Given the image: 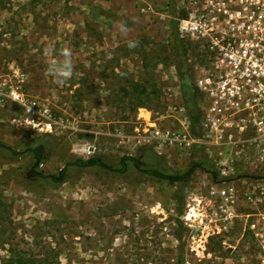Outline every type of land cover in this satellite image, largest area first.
Returning <instances> with one entry per match:
<instances>
[{
  "label": "rangeland",
  "instance_id": "1",
  "mask_svg": "<svg viewBox=\"0 0 264 264\" xmlns=\"http://www.w3.org/2000/svg\"><path fill=\"white\" fill-rule=\"evenodd\" d=\"M190 8L187 0H0V199L8 209L0 264L11 250L28 264H261L242 211L219 210L208 195L222 181L206 148L171 140L188 122L198 136L173 48ZM183 40L194 55L196 43ZM64 49L68 78L49 71ZM140 97L147 103L137 107ZM125 156L142 169L127 160L119 171ZM90 157L109 167L74 164ZM66 166L63 181L50 178ZM192 167L185 182L145 171Z\"/></svg>",
  "mask_w": 264,
  "mask_h": 264
},
{
  "label": "built area",
  "instance_id": "2",
  "mask_svg": "<svg viewBox=\"0 0 264 264\" xmlns=\"http://www.w3.org/2000/svg\"><path fill=\"white\" fill-rule=\"evenodd\" d=\"M187 1L191 8L179 19V36L196 43L188 61L203 124L197 137L188 122L171 140L206 148L222 181L208 195L219 200V210L234 217L242 211L244 231L264 264V0Z\"/></svg>",
  "mask_w": 264,
  "mask_h": 264
},
{
  "label": "trees",
  "instance_id": "3",
  "mask_svg": "<svg viewBox=\"0 0 264 264\" xmlns=\"http://www.w3.org/2000/svg\"><path fill=\"white\" fill-rule=\"evenodd\" d=\"M177 23V22H175ZM189 42H186L185 40L181 39L178 35V32L174 33V58L175 63L178 69L179 73V79L181 83V89L183 93V99L185 102V106L188 112V115L190 117L191 122V128L194 134L199 135L202 129L203 124V117H202V107L200 103L199 96L196 92V89L194 87V75H193V68L191 63L188 61V49H189ZM142 93H145L146 90H141ZM149 100V99H148ZM147 103V100L145 98L140 97L136 106H144ZM199 146V144H196ZM43 151V144L38 145L35 148V152L37 156H40ZM132 160L134 166L138 169H142L141 162L134 157H123L121 161V167L119 168V171L124 172L126 168L128 167V161ZM74 164L79 166H94L99 165L102 167H109L102 158L100 157H90L85 160H77L74 162ZM198 166H202L203 168H207V163L200 161L195 163ZM70 164H67V166ZM67 166L61 170L59 175L51 174L49 175L50 178L55 182H61L65 179V174L67 171ZM194 168H189L185 173L183 174H170L163 172L161 170L155 169V168H147L145 171L159 179H165L172 182H185L187 178L190 176V174L193 172ZM176 201L178 203L177 211L181 213L182 211V205L184 201V197L182 194H180L178 197H176ZM8 219V209L6 204L0 199V226L1 224L5 223ZM178 240L181 241L182 239V232L184 229L182 221L178 220ZM0 242H3L1 240ZM5 264H28V260L26 257L19 255L16 251L11 250L10 255L5 259Z\"/></svg>",
  "mask_w": 264,
  "mask_h": 264
},
{
  "label": "clouds",
  "instance_id": "4",
  "mask_svg": "<svg viewBox=\"0 0 264 264\" xmlns=\"http://www.w3.org/2000/svg\"><path fill=\"white\" fill-rule=\"evenodd\" d=\"M63 56L65 59L61 63L50 65L49 71L53 74L68 78L72 74V64L68 49L63 50Z\"/></svg>",
  "mask_w": 264,
  "mask_h": 264
},
{
  "label": "bare ground",
  "instance_id": "5",
  "mask_svg": "<svg viewBox=\"0 0 264 264\" xmlns=\"http://www.w3.org/2000/svg\"><path fill=\"white\" fill-rule=\"evenodd\" d=\"M145 115H146V117H148L149 116V113L147 112Z\"/></svg>",
  "mask_w": 264,
  "mask_h": 264
}]
</instances>
